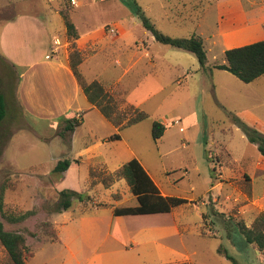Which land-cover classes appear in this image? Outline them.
Listing matches in <instances>:
<instances>
[{
    "label": "rangeland",
    "instance_id": "374dc122",
    "mask_svg": "<svg viewBox=\"0 0 264 264\" xmlns=\"http://www.w3.org/2000/svg\"><path fill=\"white\" fill-rule=\"evenodd\" d=\"M63 1L0 0V24L35 13L68 54L71 41L58 13ZM134 1L163 34L201 37L206 66L191 52L157 42L123 0H79L71 19L79 33L74 46L84 53L81 73L148 114L117 131L80 87L66 115L24 110L18 70L0 51L2 211L33 210L18 223L0 211V220L25 234L27 264H264V248L247 243L238 227H252L264 212V156L235 122L264 133V74L245 84L213 67L226 49L219 31L240 25L241 13L257 20L261 11L245 0ZM68 115L82 119L71 132L64 131ZM153 121L165 126L158 139ZM115 132L120 138L108 139ZM63 158L70 165L54 172ZM131 158L162 193L188 202L170 212L114 215V207L138 205L125 179L107 177ZM64 189L75 195L59 212ZM0 264H11L1 244Z\"/></svg>",
    "mask_w": 264,
    "mask_h": 264
},
{
    "label": "trees",
    "instance_id": "16d2710c",
    "mask_svg": "<svg viewBox=\"0 0 264 264\" xmlns=\"http://www.w3.org/2000/svg\"><path fill=\"white\" fill-rule=\"evenodd\" d=\"M123 2L132 7L142 27L150 31L157 42L191 52L196 57L200 68L206 66L207 56L201 37L197 36L195 33L188 37H171L163 34L155 27V24L144 15V12L134 0H123ZM72 8L73 6L70 4L69 0L68 3L67 0H65L61 4L59 14L61 15L65 28V36L71 41V49L67 54L68 64L77 85L84 93L86 99L92 106L98 109L107 121L114 125L117 131L145 119L148 116L145 111L139 109L134 104L126 102L123 98L118 99L116 96L119 94L115 91L106 89L100 81L96 79L87 81L81 73L79 66L83 61L84 53L74 46V42L78 39L79 33L71 20ZM213 67L228 71L244 83L254 81L264 74V39L225 49L223 51V61L215 63ZM17 70L19 76L22 70L20 68H17ZM5 107V96L0 89V124L5 117ZM81 121V118H76L73 115L65 116L64 131H73ZM235 122L242 128L248 141L255 143L259 153L264 156V133L238 117H235ZM164 130L165 126L161 122H152L151 135L153 139L160 138ZM119 138L120 135L118 132L108 136L110 140ZM69 165V159H60L54 165L53 171L59 173L63 172ZM107 177L109 181L121 178L125 179L131 193L135 195L138 201V205L135 206L114 207L113 214L116 216L170 212L173 208L188 202V200L183 197L162 194L156 183L136 158L129 159L115 171L109 173ZM59 195L60 200L57 204V210L60 212L70 207L71 198L75 195V191L64 189L59 192ZM0 211L2 216L12 223L21 222L33 213V210H26L17 215L6 214L2 211L1 197ZM263 220L264 212L260 213L258 220L253 223L252 227L238 224L240 233L245 241L254 245L258 250L264 248ZM0 244L5 249L11 264H27V259L31 255V252L26 244L25 234L19 231L6 230L1 220ZM223 253L235 263L232 257L225 252Z\"/></svg>",
    "mask_w": 264,
    "mask_h": 264
},
{
    "label": "crops",
    "instance_id": "0c3cea01",
    "mask_svg": "<svg viewBox=\"0 0 264 264\" xmlns=\"http://www.w3.org/2000/svg\"><path fill=\"white\" fill-rule=\"evenodd\" d=\"M245 1L250 10L257 8L261 11V18L254 20L248 17L249 13L245 16L241 13L240 25L221 29L219 33L226 49L264 39V0ZM120 23L118 21V26ZM254 33L258 34L257 37L248 38V34ZM49 34L47 22L39 15L16 13L0 24L1 57L22 70L19 74L22 92L20 103L24 110L29 111L30 106L38 112L66 115L76 100L79 86L68 64L67 50L59 51L58 45H51L58 38H50ZM240 37H243L241 41ZM146 54L145 51L144 55ZM244 95L253 96L248 90H244ZM252 120L254 123L259 121L254 116Z\"/></svg>",
    "mask_w": 264,
    "mask_h": 264
},
{
    "label": "built area",
    "instance_id": "2783aa9c",
    "mask_svg": "<svg viewBox=\"0 0 264 264\" xmlns=\"http://www.w3.org/2000/svg\"><path fill=\"white\" fill-rule=\"evenodd\" d=\"M100 1H102V0H100ZM69 2H70V4L72 5V6H77V5H79V0H69ZM59 44V40L58 39H55L54 40V45H58ZM78 115V114H77ZM176 123H177V121H176Z\"/></svg>",
    "mask_w": 264,
    "mask_h": 264
}]
</instances>
